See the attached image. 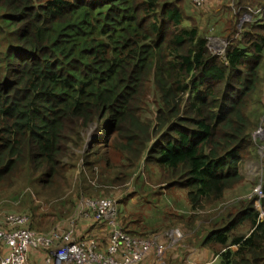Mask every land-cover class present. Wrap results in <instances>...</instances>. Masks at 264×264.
Instances as JSON below:
<instances>
[{
  "label": "trees",
  "instance_id": "trees-1",
  "mask_svg": "<svg viewBox=\"0 0 264 264\" xmlns=\"http://www.w3.org/2000/svg\"><path fill=\"white\" fill-rule=\"evenodd\" d=\"M215 3L228 15L218 49L216 25L203 30L199 14ZM262 75L264 0H190L186 9L182 0H0V185L23 178L27 197L4 216L61 233L86 220L76 216L80 199L111 195L141 163L153 164L163 187L185 191L183 239L191 231L217 264H264V195L259 207L253 193L223 203L243 179L242 161L256 155ZM101 198L109 197L86 199ZM144 219L129 228L148 232Z\"/></svg>",
  "mask_w": 264,
  "mask_h": 264
},
{
  "label": "rangeland",
  "instance_id": "rangeland-1",
  "mask_svg": "<svg viewBox=\"0 0 264 264\" xmlns=\"http://www.w3.org/2000/svg\"><path fill=\"white\" fill-rule=\"evenodd\" d=\"M189 3L190 0H182V7L186 9ZM217 3L213 5L209 4L202 8L204 10L203 13L205 14L199 13L201 17L200 25L203 30H205L208 24L216 25V38L222 40L220 41V44L224 48L226 44L224 37L227 32L224 31L223 26L227 24L228 15H219L218 12H216L218 9L220 12H222L220 9L222 4L220 3L219 5H217ZM244 19V22H246L250 19V16H247ZM217 44V41H213L211 43V47L214 49H218ZM263 88L264 77L258 84V90H263ZM259 94L261 95V93ZM95 128L96 127L94 125L87 130L84 136L85 142L81 151H86L89 149V146L92 144L91 141L93 140L95 135ZM259 128L261 129V137H257L254 134ZM97 134L104 135L103 133L99 134V132ZM251 135L255 139L253 140V144L255 146L256 157L250 160L252 161V163H249L250 169L248 173H245V171L242 169L243 179L245 176L248 179H246L244 182L242 181V183L238 185V189L241 185V188H246L241 189L237 193V195H235L233 190H227L223 199V203L225 204L235 202V200H237V196L239 195L243 196L244 198L250 195L252 193L253 186L257 182L258 174L264 167V146H260V138H264V119L260 122L259 126L253 128ZM72 172L74 173L76 171ZM131 173V176L123 185L122 189L115 188L114 190H112L111 195H97L86 198L109 197L114 199L117 203L118 222L121 224V227L124 230L129 229L128 222L130 219H141L144 216L145 219L142 221V223L149 231L147 233H141L139 231L141 227L139 228V230L135 231V234L142 235L141 238L151 239L153 236H157V239L161 241L163 238L162 233L169 227L171 229H178V231L183 234L185 231L184 227L188 228V225L190 223L188 219L190 210L188 209L185 191L176 187H163L165 180L163 179L160 170L153 164L141 163L140 167L133 170ZM20 191H25V188L23 186V178L18 179L17 182L12 186H8L5 183H2L0 185V225L5 213L9 211H18L22 209V205H26L27 197L21 195ZM208 209H212L210 211L211 214L220 209V206H217L215 208L210 207ZM200 218H198L196 221L198 226L200 224H203ZM1 226H3V224ZM95 229L104 233L105 238L108 235L107 229ZM182 240L183 237L181 236L180 239L166 246L165 251L160 259L163 264H167L168 253L171 250H174V248ZM161 242L163 244H166V242ZM140 264L160 263H158L154 258L152 259V261L149 258H145Z\"/></svg>",
  "mask_w": 264,
  "mask_h": 264
},
{
  "label": "built area",
  "instance_id": "built-area-1",
  "mask_svg": "<svg viewBox=\"0 0 264 264\" xmlns=\"http://www.w3.org/2000/svg\"><path fill=\"white\" fill-rule=\"evenodd\" d=\"M194 1L198 3L202 0ZM247 16H242V21ZM216 41L222 40L217 38ZM260 131L259 128L254 133L255 136L261 137ZM261 177L260 171L252 191L258 207L259 199L264 195ZM78 205L76 216L83 214L85 219L93 217L95 220H103L106 227L110 228L105 245L94 237L84 241L76 239L75 223H69L68 229L61 233L55 228L43 233L25 227L28 220L26 215L8 214L3 218V228H0V242L9 247V252L0 258V264H29L28 252L31 249L44 250L47 254L46 264H140L149 254L163 264L160 259L166 246L182 236L178 229L165 230L161 241L166 244H163L157 236L144 239L129 234L117 222V203L110 198H82ZM259 210L260 216L264 217V210L260 207ZM4 228L12 230L5 231Z\"/></svg>",
  "mask_w": 264,
  "mask_h": 264
},
{
  "label": "crops",
  "instance_id": "crops-1",
  "mask_svg": "<svg viewBox=\"0 0 264 264\" xmlns=\"http://www.w3.org/2000/svg\"><path fill=\"white\" fill-rule=\"evenodd\" d=\"M263 119H264V114H262L260 120L263 121ZM261 140H264V138H261ZM260 144H261L260 146H264V141H260ZM250 162L252 163V161L248 159H245L242 161L241 171H240L241 173H242V169L245 171V173L249 172ZM246 179L248 178L245 176L244 179H242V181L244 182ZM242 181L240 183H242ZM240 183H238L233 188H231V190H233L235 195H237V193L241 189L246 188V187L241 188L242 186L241 185L240 188L238 189V185ZM239 197L244 198L241 195L237 196V198ZM63 222L65 224L67 223V220ZM69 223H75L76 237H78L79 239L84 236H86V238H91L93 235L94 237H97L101 242L103 243L106 242L104 233L98 231L97 229H95V227L91 225L88 226L89 224L88 219L83 220V221L69 220ZM2 224H3V219L1 221V225ZM128 230L135 233V231H133L130 228ZM139 231L142 233H147L142 228ZM188 235H191V231L187 232V235L185 236V238L174 248V250L170 254H168L170 256L167 259L168 260L171 259L170 261L172 262L173 259L178 258L181 261V264H217L218 259L214 257L211 250L208 249L207 247L201 246L199 238L194 239L193 234L189 238L187 237ZM8 252H9L8 247H6L5 245H0V258L3 256H6ZM178 254H180L181 257ZM45 257H46V252L44 250L31 249L28 252V259H29L30 264H46ZM146 258H149L152 261L154 257L152 256V254H149ZM0 263H1V260H0Z\"/></svg>",
  "mask_w": 264,
  "mask_h": 264
}]
</instances>
